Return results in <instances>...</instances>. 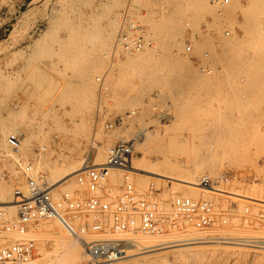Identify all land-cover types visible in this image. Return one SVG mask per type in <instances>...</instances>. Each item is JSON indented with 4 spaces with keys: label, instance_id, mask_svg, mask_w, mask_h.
<instances>
[{
    "label": "rangeland",
    "instance_id": "obj_1",
    "mask_svg": "<svg viewBox=\"0 0 264 264\" xmlns=\"http://www.w3.org/2000/svg\"><path fill=\"white\" fill-rule=\"evenodd\" d=\"M192 1H133L138 14L140 9L149 14L148 19L138 16L150 27L155 47L142 51L145 55L132 59V64L133 55L114 61L107 55L127 0H0V142L4 139L10 150L20 143L22 155L46 147L36 167L55 182L60 177L55 170L63 163L75 164L89 154L99 163V150L106 159L108 146L130 141L134 147L130 160L144 172L156 171L154 164L165 170L177 160L193 165L197 159L204 166L203 175L212 178L225 172L257 177V181L238 185L246 195L264 199V76L252 83L256 72L264 75V1L230 0L222 17L211 0H202L198 8ZM161 23L178 34L163 35ZM223 27L231 30V36L221 35ZM213 29L220 33L217 39L211 36ZM187 60L190 64L184 63ZM196 62L210 66L212 72L200 73ZM97 77H102V83ZM133 111L128 121L106 129L107 123ZM166 112L169 117L163 116ZM185 169L175 167V174L187 177ZM4 171L9 178L3 176ZM133 176L141 190L151 183L163 186L164 197L198 195L196 188L179 180ZM114 178L121 183V178ZM71 179L69 187H73ZM1 186L21 189L26 183L19 174L18 157L7 155L0 146ZM244 203L255 211L264 209L259 203ZM51 224L41 221L29 234L35 230L71 236L60 223L63 229ZM156 236L137 232L121 238L128 243ZM159 236L171 244L187 238L193 242L189 246H195L180 250L169 243L145 248L126 244L114 264H264V223L206 232L183 229ZM44 245L52 248L51 241ZM72 255L78 261L72 264H87L83 248L73 250Z\"/></svg>",
    "mask_w": 264,
    "mask_h": 264
},
{
    "label": "built area",
    "instance_id": "obj_2",
    "mask_svg": "<svg viewBox=\"0 0 264 264\" xmlns=\"http://www.w3.org/2000/svg\"><path fill=\"white\" fill-rule=\"evenodd\" d=\"M133 1L127 0L118 14L120 27L107 54L113 61L154 46L152 31L140 20ZM211 4L222 17L230 0H211ZM210 32L215 39L220 34L214 29ZM221 35L231 36V30L223 27ZM195 66L202 74L212 72L208 65L196 62ZM101 80L97 77L98 82ZM134 114L135 111L116 117L107 123L106 129L122 125ZM133 148L130 141L119 140L106 148V161L99 164L89 154L85 167L71 179L73 187H69L70 180L53 182L46 172L37 169L46 147L22 155V145L14 143L11 150L18 157L26 191L25 199L17 204L16 216L11 217L6 207H0V264H49L41 259L28 235L30 228L44 220H56L82 244L87 264H114L126 250L127 241L121 236L129 233L162 235L183 229L206 232L218 227L264 223V209L255 211L244 201L262 205L264 202L249 197L238 185L257 181V177L230 172L218 178L202 175L193 184L198 190L196 197L182 193L164 197L163 186L151 183L145 191L136 186L129 167ZM114 173L121 178L120 184L113 178ZM3 174L10 177L6 171Z\"/></svg>",
    "mask_w": 264,
    "mask_h": 264
},
{
    "label": "bare ground",
    "instance_id": "obj_3",
    "mask_svg": "<svg viewBox=\"0 0 264 264\" xmlns=\"http://www.w3.org/2000/svg\"><path fill=\"white\" fill-rule=\"evenodd\" d=\"M184 1V0H183ZM201 1L202 0H193L192 2H191V5H196L195 7H200V5H201ZM205 1V0H204ZM264 0H262V2H263ZM166 2V1H165ZM188 2V1H187ZM207 2V1H206ZM254 3V2H253ZM255 3H257V2H255ZM199 5V6H198ZM207 5V4H206ZM256 5V4H255ZM203 6V5H202ZM201 9V8H200ZM197 10V9H196ZM198 11H199V9H198ZM202 12V11H201ZM203 12H204V10H203ZM207 12V11H206ZM200 13V12H199ZM208 13H210V12H208ZM149 14L144 10V9H140L139 10V16L141 17V19H142V17L143 18H146V19H148L149 18V16H148ZM160 16H161V14H160ZM205 18V17H204ZM202 20V19H201ZM147 22H148V20H147ZM198 23V22H197ZM197 23H195V24H197ZM160 26H162L161 28L162 29H164L163 27V25H162V23H161V25ZM159 26V27H160ZM166 26V25H165ZM159 27H158V29L157 30H159L160 32H161V30L159 29ZM197 28V27H196ZM194 29V28H193ZM198 29V28H197ZM163 31V30H162ZM177 31V29H171V28H169V27H167L166 26V28L164 29V34L163 35H165V36H168V38L169 37H171L172 35H177L178 33L176 32ZM194 31H195V29H194ZM177 33V34H176ZM160 34V33H159ZM160 35V37L161 36H163V35ZM193 35V34H192ZM173 37H175V36H173ZM193 37V36H192ZM210 37V36H209ZM163 38H165V37H163ZM167 37L165 38V39H168ZM207 38V37H206ZM205 38V39H206ZM159 39V38H158ZM162 39V38H161ZM173 39V38H172ZM174 40V39H173ZM163 41V40H162ZM170 41V40H169ZM196 41V40H195ZM182 41H180V43H181ZM180 43H178V44H180ZM183 43V42H182ZM181 43V44H182ZM175 44V43H174ZM195 44L196 43H194V46H195ZM198 45V44H197ZM179 46V45H178ZM155 47V46H154ZM199 47V46H198ZM196 49H199V48H197V46L195 47ZM200 50V49H199ZM198 50V51H199ZM205 50V49H204ZM208 50V49H207ZM166 52V51H165ZM208 52V51H207ZM145 54H143V52H141V53H137V54H134L133 56H132V58H131V61H132V59H134V60H136V59H139L140 57H142V56H144ZM164 56V55H163ZM135 57V58H134ZM149 59V58H148ZM179 59V58H178ZM181 60V59H180ZM126 61H127V59H126ZM129 61V60H128ZM146 61V60H145ZM160 61V60H159ZM163 61V60H162ZM167 61V60H166ZM175 61H176V59H175ZM123 62V61H122ZM147 62V61H146ZM180 62V61H179ZM131 63V62H130ZM130 63H129V65H130ZM184 63H189L190 64V62H188V60H187V62H184ZM132 64H133V61H132ZM122 65H123V63H122ZM125 65H126V62H125ZM158 65V64H157ZM182 65H184V64H182ZM182 65H179L180 66V68H181V66ZM147 66V65H146ZM169 66V65H168ZM172 66H174V65H171V67ZM148 67V66H147ZM178 67V66H177ZM174 68V67H173ZM226 68V67H225ZM127 70V69H126ZM161 70V69H160ZM168 70H170L169 68H168ZM160 73V72H159ZM173 75V74H172ZM175 76V75H174ZM183 76V75H182ZM180 77V76H179ZM176 79V78H175ZM183 81V80H182ZM182 83V82H181ZM163 108V107H162ZM175 110V109H174ZM169 111V110H168ZM175 112V111H174ZM196 115V114H195ZM163 116H165V117H169V113H164L163 114ZM171 116V115H170ZM175 122V121H174ZM173 122V123H174ZM43 126V125H42ZM46 129V128H45ZM166 129H167V127H166ZM40 130V129H39ZM162 130V129H161ZM40 131H42V130H40ZM46 132V131H45ZM44 132V133H45ZM39 133H42V132H39ZM68 133V132H67ZM159 133V132H158ZM76 135V134H75ZM144 135V134H143ZM150 135V134H149ZM157 136H158V134H157ZM168 137V136H167ZM181 138V137H180ZM183 138V137H182ZM165 139H166V137H165ZM169 139L170 138H168V141H169ZM175 139H176V137H175ZM186 138L184 137V140H185ZM6 140V139H5ZM172 140H173V138H172ZM187 140L188 139H186L185 140V142H187ZM192 140V139H191ZM98 141V140H97ZM167 141V142H168ZM175 141V140H174ZM176 141H177V139H176ZM179 141V140H178ZM202 141H204V140H202ZM172 142V141H171ZM171 142H170V144H171ZM181 142H183L182 140H181ZM185 142H184V144H185ZM191 142V141H190ZM196 142V141H195ZM95 143V142H94ZM94 143H92V144H94ZM107 143L108 144H110V143H112L111 142V140L110 141H107ZM165 143H166V140H165ZM173 143H175V142H173ZM188 143V142H187ZM186 143V144H187ZM200 143H204V142H200ZM8 144V143H7ZM91 144V145H92ZM191 144V143H190ZM188 145V144H187ZM195 145V144H194ZM196 145H198L197 143H196ZM203 145V144H202ZM206 144H204V146H205ZM0 146H1V148L3 147V148H5V151L7 152V155H9V156H12V157H17L10 149H8V148H6V146H5V143H4V139L0 142ZM93 146V145H92ZM97 146H99V145H97ZM185 146V145H184ZM189 146V145H188ZM192 146V145H191ZM198 147V146H197ZM7 149V150H6ZM99 149V148H98ZM195 149V148H194ZM196 150V149H195ZM194 150V151H195ZM76 153V152H75ZM155 154V153H154ZM195 155H197V154H195ZM192 156H194V154L192 155ZM197 156H199V153H198V155ZM201 156H205V157H207L208 156V154L207 153H203V155L201 154ZM211 156V158H216V156H215V154H212V155H210ZM209 156V157H210ZM82 157V156H81ZM13 159V158H12ZM82 159V158H81ZM81 159H78V162L76 163L75 162V164L73 163V162H71V161H68V162H66V163H63L62 164V166L60 167H58V169H56L55 170V166H49L48 168L51 170V171H53V170H55L57 173H58V176H60L57 180H56V182H62V181H64V180H69V179H71V178H73V176L75 175V173L76 172H78V171H80V170H82L84 167H85V158H83L82 160ZM96 159L99 161V163H104L105 161H106V159H105V156H103V154L101 153V151L99 150V152H98V155H97V157H96ZM101 159V160H100ZM181 160V159H180ZM74 161V160H73ZM183 161H185L184 163H182L181 161H176V162H174V163H176L175 165L173 164V162L172 163H170V164H167V166H166V169L165 170H162L161 169V167L159 166V165H153V169L154 170H156V171H145V172H147V173H145L144 171H142V170H140V169H138V166H136V165H134L133 163H132V160H130L129 159V167H130V169L135 173V174H137V175H139L140 177H142V175H147V176H150V177H152L154 180H158V181H167V182H171L172 180H179V181H181V182H184L185 184H189V185H191L190 187H192L193 189H195V187L192 185V184H195L196 182H194V181H196V178H199V177H201L203 174H204V166L202 165V164H200L199 162H196L197 161V159H196V161L194 162L193 161V165H191V162H189V164L188 163H186V160H183ZM207 162V161H206ZM99 163H96V164H99ZM211 163H212V165H213V161H211ZM159 164V163H158ZM175 167H181V169H182V167L184 168H186L185 170L187 171V177H181V175H179V174H175ZM55 171L53 172V173H55ZM185 171V172H186ZM67 172V173H66ZM161 172H163V173H161ZM66 173V174H65ZM64 174V175H63ZM160 174H162L163 176H161ZM166 176H171V177H166ZM114 177H117V176H115L114 175ZM113 177V178H114ZM152 179V180H153ZM178 182V181H177ZM15 183V182H14ZM16 184H17V182H16ZM18 185H19V183H18ZM190 187H189V189H190ZM25 188V189H24ZM25 191H26V187L24 186V187H22L21 189H16V188H13V187H10V189L9 190H7L6 188H4V187H0V207H6V209L9 211V213H10V215H11V217H14V216H16V214H17V204L20 202V201H22V200H24L25 199ZM193 191V190H192ZM191 191V192H192ZM193 193V192H192ZM194 195V194H193ZM249 197H251V196H249ZM253 199H257V200H260V201H263L264 202V199H259V198H255V197H253ZM48 222H51L52 224L51 225H53L55 228H62L61 226H60V224L56 221V220H48ZM63 229V228H62ZM61 231V230H60ZM54 232V233H53ZM53 232H50L49 234H46V235H48V237H46V235L45 234H38L35 230H34V232H31L30 234H28L29 235V237L30 238H33L34 239V241L36 242V244H37V250H38V253L39 254H41L45 259H47L48 260V263L50 262V263H55V264H58V263H62V262H68L69 264H72V263H74V261H76V262H78L77 261V256H73L72 255V251L74 250V251H81V249H82V244L76 239V238H73V237H71V236H69V235H67L66 234V232L65 233H63V232H55V231H53ZM161 236H156V237H154V239H152V240H149V239H141L140 237H137L136 239H132L133 241H130V242H128L127 243V246L126 247H134V248H145V247H151L152 245H167L168 243V245H178L177 247H178V249H182V248H188V247H194L195 245H192V246H189L190 244H193V242L192 241H190V240H188L187 238L186 239H181V241L182 242H177V244H171L170 243V241H168V240H163L162 238H160ZM32 239V240H33ZM126 240V239H125ZM46 241H51L52 242V248L51 249H47L46 247H45V243H46ZM176 242H172V243H176ZM49 243V242H48ZM77 243H79V245L80 246H77ZM197 245V244H196ZM81 247V248H80ZM43 260V259H42ZM45 261V260H44ZM47 262V261H46ZM67 263V264H68ZM65 264V263H64Z\"/></svg>",
    "mask_w": 264,
    "mask_h": 264
},
{
    "label": "crops",
    "instance_id": "obj_4",
    "mask_svg": "<svg viewBox=\"0 0 264 264\" xmlns=\"http://www.w3.org/2000/svg\"><path fill=\"white\" fill-rule=\"evenodd\" d=\"M260 72H256V74L253 76L252 83H258L260 78H263V74H258ZM258 86V85H257Z\"/></svg>",
    "mask_w": 264,
    "mask_h": 264
}]
</instances>
